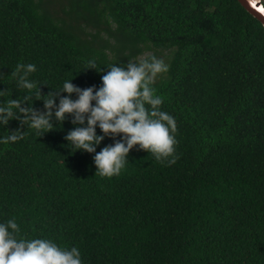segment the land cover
Instances as JSON below:
<instances>
[{
    "label": "trees",
    "instance_id": "trees-1",
    "mask_svg": "<svg viewBox=\"0 0 264 264\" xmlns=\"http://www.w3.org/2000/svg\"><path fill=\"white\" fill-rule=\"evenodd\" d=\"M147 51L168 64L153 86L175 118L174 162L134 146L119 175L101 177L93 154L66 145L71 116L41 136L10 120L23 137L0 144V222L78 247L83 264H264L262 24L237 0H0L11 98L25 94L17 63L36 65L46 95L67 79L99 87L108 65Z\"/></svg>",
    "mask_w": 264,
    "mask_h": 264
},
{
    "label": "clouds",
    "instance_id": "clouds-1",
    "mask_svg": "<svg viewBox=\"0 0 264 264\" xmlns=\"http://www.w3.org/2000/svg\"><path fill=\"white\" fill-rule=\"evenodd\" d=\"M86 64L85 68L95 69L94 60ZM107 68L99 87L80 88L72 79H67L59 90L42 95L39 85L29 78L36 71V65L17 63L10 75L25 94L22 98H11V90L0 89V98H6L0 99V125L6 129L10 120H17L41 136L55 129L53 120L62 124L71 116L74 127L64 137L66 145L71 146V151L93 154L95 174L101 177L119 175L134 146L151 153L157 161L174 162L175 118L161 109L162 97L153 86L156 77L167 72L168 64L162 58L149 55L128 60L124 66L111 63ZM61 92L66 95L61 96ZM32 93L35 99L43 101L44 111L32 106ZM25 102L27 106H22ZM97 128L102 134L97 133ZM6 130L7 135H0V144L16 142L23 137L19 128ZM105 137H111L113 143L97 152V146ZM20 233L15 217L0 222V264H83L76 246L61 247L41 237L26 239Z\"/></svg>",
    "mask_w": 264,
    "mask_h": 264
},
{
    "label": "water",
    "instance_id": "water-1",
    "mask_svg": "<svg viewBox=\"0 0 264 264\" xmlns=\"http://www.w3.org/2000/svg\"><path fill=\"white\" fill-rule=\"evenodd\" d=\"M245 10L250 13L254 18H256L264 27V11L261 7V0H237Z\"/></svg>",
    "mask_w": 264,
    "mask_h": 264
},
{
    "label": "rangeland",
    "instance_id": "rangeland-1",
    "mask_svg": "<svg viewBox=\"0 0 264 264\" xmlns=\"http://www.w3.org/2000/svg\"><path fill=\"white\" fill-rule=\"evenodd\" d=\"M152 51H147V52H145L144 54H142L141 56H140V59H143L144 58V55H146V54H149V53H151ZM159 75H164V73H161V74H159Z\"/></svg>",
    "mask_w": 264,
    "mask_h": 264
},
{
    "label": "bare ground",
    "instance_id": "bare-ground-1",
    "mask_svg": "<svg viewBox=\"0 0 264 264\" xmlns=\"http://www.w3.org/2000/svg\"><path fill=\"white\" fill-rule=\"evenodd\" d=\"M261 9L264 11V8L263 7H261Z\"/></svg>",
    "mask_w": 264,
    "mask_h": 264
}]
</instances>
